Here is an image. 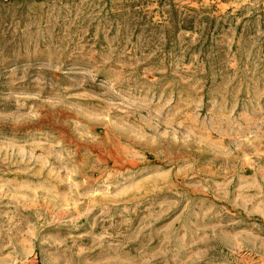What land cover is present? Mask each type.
I'll return each instance as SVG.
<instances>
[{
	"label": "rangeland",
	"instance_id": "1",
	"mask_svg": "<svg viewBox=\"0 0 264 264\" xmlns=\"http://www.w3.org/2000/svg\"><path fill=\"white\" fill-rule=\"evenodd\" d=\"M0 264H264V0H0Z\"/></svg>",
	"mask_w": 264,
	"mask_h": 264
}]
</instances>
